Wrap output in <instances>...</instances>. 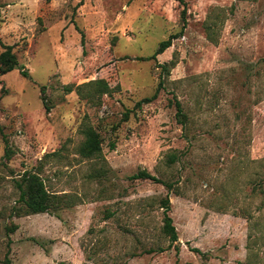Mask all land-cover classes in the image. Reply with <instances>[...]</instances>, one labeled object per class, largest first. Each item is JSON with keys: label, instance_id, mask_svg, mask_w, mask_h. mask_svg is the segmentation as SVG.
<instances>
[{"label": "rangeland", "instance_id": "374dc122", "mask_svg": "<svg viewBox=\"0 0 264 264\" xmlns=\"http://www.w3.org/2000/svg\"><path fill=\"white\" fill-rule=\"evenodd\" d=\"M0 2V264H264V0ZM25 172L51 212L14 216Z\"/></svg>", "mask_w": 264, "mask_h": 264}, {"label": "trees", "instance_id": "16d2710c", "mask_svg": "<svg viewBox=\"0 0 264 264\" xmlns=\"http://www.w3.org/2000/svg\"><path fill=\"white\" fill-rule=\"evenodd\" d=\"M180 3L184 4L183 0H179ZM0 2V8H1ZM185 6V5H184ZM185 8L181 11V16L183 21L185 20ZM184 29V25L181 28V31L178 34H171L168 38L161 40L155 51L148 57L139 58L141 60H152L154 63L157 64L161 68V74H168L170 68L173 67L174 62H170L169 64H158L157 63V56L163 53L167 48H169L172 44V40L180 35ZM0 46L3 50L0 52V72L2 74L12 71L15 68L21 69V74L23 76H28V73L23 70V68L19 65L16 55L12 51V46L6 45L0 39ZM96 83V82H95ZM163 84V80L161 79L158 83V87L155 93L150 97H144L139 100L135 107L139 108L142 104H146L154 100L159 92L160 87ZM41 93H44V87H41ZM175 108H176V118L179 123H184L186 120V116L183 112L182 106L180 102L175 101ZM50 107L45 102V110L48 111ZM129 111H126L123 114V120L128 119ZM85 140L81 147V154L90 157V156H97L101 152L100 142L98 135L92 129L85 130ZM111 147H114L111 144ZM3 157L5 159H10L11 157V150L5 145V152ZM175 159L174 155H171L169 158V162L171 163ZM130 179L137 180H151L153 182H158L163 184L167 189H171V184L166 183L155 176L148 173L146 170H139L136 173L130 176ZM15 186L19 192L17 201L20 203V206L14 210V216H21V215H32V214H40V213H49L51 209L55 207L56 204L60 203L61 197L49 193L45 187L43 180L39 177L36 173L25 172L20 180L15 182ZM161 208H163V233L167 235L172 243L178 240L177 232L175 227L172 224V219L168 214L170 209V203L168 198L161 200ZM16 230V225H12L7 228V232H14ZM194 251L199 252L198 249ZM8 264V261H7Z\"/></svg>", "mask_w": 264, "mask_h": 264}]
</instances>
